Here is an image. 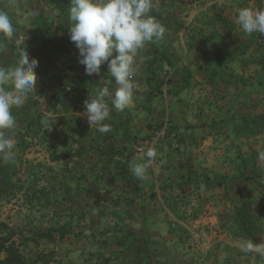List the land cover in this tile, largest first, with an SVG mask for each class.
<instances>
[{
  "label": "crops",
  "instance_id": "1",
  "mask_svg": "<svg viewBox=\"0 0 264 264\" xmlns=\"http://www.w3.org/2000/svg\"><path fill=\"white\" fill-rule=\"evenodd\" d=\"M65 1L31 0L30 7L2 10L31 39L9 44L13 53L28 49L39 61L37 86L28 96L52 105L48 122H34L32 108L26 110L30 120L22 117L23 106L15 109L16 134L49 141L59 158L53 170L22 175L27 184L0 179V221L23 232L98 210L99 223L110 220L119 231L95 232L87 241H126L130 264H187L194 253L195 264L240 261L246 238L230 232L226 218L231 161L243 157L239 145L250 134L251 145L263 137L264 35L245 33L237 14L242 7L261 8L260 1L153 0L164 38L138 52L133 102L111 111L106 134L88 123L85 100L98 87L114 92L115 81L106 64L99 75H86L70 40ZM23 36L2 37L20 43ZM151 147L157 157L138 179L130 167L146 162Z\"/></svg>",
  "mask_w": 264,
  "mask_h": 264
},
{
  "label": "clouds",
  "instance_id": "2",
  "mask_svg": "<svg viewBox=\"0 0 264 264\" xmlns=\"http://www.w3.org/2000/svg\"><path fill=\"white\" fill-rule=\"evenodd\" d=\"M153 0H71L68 19L71 22L70 40L78 49V60L88 76L99 75L102 65L115 81L114 92L109 87H98L85 100L88 123L99 133L111 130V111H123L135 94V59L148 43L164 38L166 28L152 15ZM237 22L247 34L264 35V8L242 7ZM15 26L7 12L0 11V35L14 37ZM37 58L27 50L17 57L14 66L0 67V157L14 158L17 120L14 110L19 109L37 86ZM264 158V153L260 154ZM146 162L133 163L132 173L143 179L157 150L149 148ZM249 244L245 251H253Z\"/></svg>",
  "mask_w": 264,
  "mask_h": 264
},
{
  "label": "rangeland",
  "instance_id": "3",
  "mask_svg": "<svg viewBox=\"0 0 264 264\" xmlns=\"http://www.w3.org/2000/svg\"><path fill=\"white\" fill-rule=\"evenodd\" d=\"M30 3L31 0H0V11L5 8L16 10L22 7L23 4L30 7ZM44 6H47V4ZM260 6L264 8V0H261ZM15 29L16 35H20V33L24 34L20 43L13 40L10 41L9 39H7L6 42L2 35H0V41L2 40V44L0 45V67L6 69L12 67L14 60L16 62L19 54L24 51L23 49H17L14 50L13 53L11 46L8 45L18 46L21 45L22 42H31L27 28L18 25L15 26ZM26 50L28 51V49ZM29 53L31 57H34L31 52ZM261 92L264 94V90ZM22 106L24 107V114L21 115L22 117L26 116V120L31 119L30 112H26V110L30 108L35 111L33 119H37H34V122L35 120H38V122H48L53 118L50 101L46 98H41V96L38 98L28 96ZM261 125L263 134L261 144L251 145L253 134H250L248 139L243 144L239 145V147L242 148L241 152L243 153V151H245L243 157L238 154L239 158L231 161L233 163L231 170L234 172V177L232 179L233 189L231 193L232 201L230 212L228 214L226 213L227 222L231 225L229 231L236 233L239 230L235 207L247 205L253 233L245 236V244L246 247L251 244L254 249L253 251H245V249H242L243 257H241L240 261H236L235 264H264V158L260 155L264 153V119L261 121ZM250 131H253V129H250ZM36 132L38 133V131ZM22 134L23 133L16 134L15 136L17 145L14 158L10 161H6L0 157V174L6 173L8 180L14 181V184L21 181L26 184L29 183L27 179H23L22 175L29 178L30 172L35 168L53 170L56 166L53 163V145L49 143V141L42 139L38 141H35V139H26ZM92 162H94V159H92ZM60 166L61 165H59V167ZM17 176L20 177L18 180ZM245 178L250 179L248 180ZM26 195L28 197L30 196L29 193ZM12 208L15 209L14 206ZM99 210H101V208ZM97 212L98 210L93 212V217L90 216V212L88 211L87 214L84 211L77 212L76 216H73L74 221L77 222L75 223L76 228L71 229L70 236L65 241H57L55 246L45 240H40L38 243L26 241L25 233H29L30 236H35L36 233L47 230L48 226L41 225L37 227L33 225L30 230L23 231V233L17 231L18 233H22L16 236L17 242L21 245L22 254L27 258L39 256L42 260L39 264H104L106 259L109 260L108 264H130L126 241L105 239L98 242L94 241L91 244L87 241L88 237L93 236L95 232L116 233L119 231L117 226H114L115 224L111 223L110 220H105L108 225H101L98 221L99 217H97ZM16 214L19 215V212ZM104 214L108 219L110 218V214L106 212ZM18 215L17 218H20ZM72 223L74 224V222ZM78 223L86 224V227L83 226V228L80 229ZM99 254H102V256L98 257ZM196 256L197 254L194 253V256H191L187 264L198 263L199 257Z\"/></svg>",
  "mask_w": 264,
  "mask_h": 264
},
{
  "label": "trees",
  "instance_id": "4",
  "mask_svg": "<svg viewBox=\"0 0 264 264\" xmlns=\"http://www.w3.org/2000/svg\"><path fill=\"white\" fill-rule=\"evenodd\" d=\"M261 2V0H258ZM65 3H71V0H66ZM261 8H263L261 6ZM152 61V62H151ZM150 64L154 65L153 59H151ZM259 119H264V115L258 116ZM28 143V142H27ZM29 144V143H28ZM56 154V151H55ZM59 158V155H55L53 153V159ZM1 178L8 179L6 173L0 174ZM250 179V178H245ZM236 219L239 225V230L242 234L251 235L252 232V224L249 218V212L247 209V205L236 206ZM74 222V224L72 223ZM75 226V221L72 216L71 220H68L64 225H53L49 227L47 230H42L35 234V236H30L29 233H25L26 241L38 243L40 240H45L51 244H55L63 241L67 236H70L71 229ZM23 233V232H22ZM22 233H18L15 229L11 228L8 223L4 221H0V264H39L42 260L39 256L34 258H27L21 252V245L17 242L16 236L21 235ZM58 237L59 240H56L55 237ZM128 251V250H127ZM128 256H129V252ZM102 256L99 254L98 257ZM108 259L105 260L104 264H108Z\"/></svg>",
  "mask_w": 264,
  "mask_h": 264
}]
</instances>
